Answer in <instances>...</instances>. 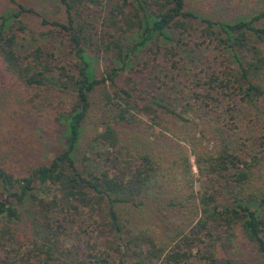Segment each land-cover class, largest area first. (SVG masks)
I'll return each mask as SVG.
<instances>
[{"label": "trees", "instance_id": "16d2710c", "mask_svg": "<svg viewBox=\"0 0 264 264\" xmlns=\"http://www.w3.org/2000/svg\"><path fill=\"white\" fill-rule=\"evenodd\" d=\"M59 1L65 21L0 6V63L35 91L31 107L40 94L64 96L51 118L65 140L48 163L21 172L0 164V264H259L226 257L231 248L258 252L264 264V135L256 148L234 139L239 108L264 102V12L226 22L187 10L186 0ZM206 45L217 68H203L188 89L168 75L150 93L128 76L143 73L135 67L144 59L174 74L182 50ZM95 59L105 61L98 74ZM93 116L98 130L83 141ZM189 117L202 120L199 135L211 146L195 153L209 184L196 189L189 158L178 159L186 188L169 198L189 207L190 223L163 234L134 213L170 191L167 167L123 133Z\"/></svg>", "mask_w": 264, "mask_h": 264}, {"label": "rangeland", "instance_id": "374dc122", "mask_svg": "<svg viewBox=\"0 0 264 264\" xmlns=\"http://www.w3.org/2000/svg\"><path fill=\"white\" fill-rule=\"evenodd\" d=\"M187 10L196 14L214 19L217 21L237 22L239 20H249L252 17L264 12V0H186ZM17 4H22L26 8H33L38 13L51 21H65V15L59 0H0V6L14 9ZM36 19V20H35ZM30 19L34 24L38 19ZM264 25V21L259 22ZM199 26L203 24L198 23ZM215 51L211 46H204L201 49L189 46L181 51L179 56L178 70L173 74L162 64L156 67H147L145 59L141 60V65L135 69L142 70L143 73L132 72L135 81L139 82L141 90L153 92V83L164 79L168 75L177 79L178 88L188 89L193 83L194 77L204 78L203 68H217ZM69 56H71L69 54ZM243 58V55L241 56ZM69 61H72L70 57ZM230 63L234 66L237 62L230 58ZM94 67L97 74L104 70L105 61L95 59ZM201 77V78H200ZM173 79V80H174ZM169 80V79H168ZM53 92L40 94L35 98V107H31L27 101L34 98L35 91H28L15 81L2 67L0 63V164L13 167L21 172L27 170L30 165L47 162L64 150L65 140L62 128L51 118L53 110L60 106L63 95ZM241 109L237 115V124L234 128L235 141L241 139L250 147L256 148L257 142L264 135V102L258 108ZM207 114L205 115L206 118ZM188 123L171 122L168 129L157 126L150 128L148 120L129 125L124 129V142L137 146L142 150H148L160 157L167 167L169 182L173 183L167 194L160 197L153 196L152 199L141 210L134 213L141 226L144 228L168 232L172 226L188 225L186 221L190 214L189 207L182 209L180 201L172 202V191L185 190L177 171L181 169L177 166L179 158H189L192 171L196 178V189L207 187L209 177L207 174L201 175L195 163V153H206L211 146L199 135L202 120L189 117ZM150 123V122H149ZM98 123L93 116L85 125L83 141H88L98 130ZM204 166V165H203ZM25 167V168H24ZM23 169V170H22ZM170 169V170H169ZM260 178V177H259ZM184 182V181H183ZM260 182V181H259ZM173 188V189H172ZM1 227V225H0ZM85 247L84 243H81ZM226 257L238 259H250L256 263H262V256L251 250L231 248L225 252Z\"/></svg>", "mask_w": 264, "mask_h": 264}]
</instances>
